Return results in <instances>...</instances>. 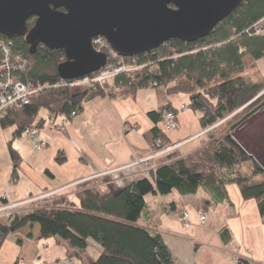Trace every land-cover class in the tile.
<instances>
[{"label": "trees", "instance_id": "1", "mask_svg": "<svg viewBox=\"0 0 264 264\" xmlns=\"http://www.w3.org/2000/svg\"><path fill=\"white\" fill-rule=\"evenodd\" d=\"M262 18L264 0H242L206 35L193 41L169 38L150 51L125 57L126 62L136 66L130 73H118L107 84L90 85L82 91L61 79L56 71V65L64 60L62 49L38 43L31 53L23 37L10 38L13 49L22 52L28 62L19 78L42 86L27 103L11 107L0 116L2 128L14 126L13 135L28 127L37 130L39 123L35 120L41 109L48 115H68L71 111L78 114L86 99L134 94L136 89L148 86L188 94V107L204 128L216 123L215 128L225 121L228 125L209 133L208 141L191 153L183 155L172 148L158 154L149 177L142 176L116 191L89 185L78 189L72 198L57 195L48 204L12 213L5 222L0 221V245L9 233L36 222L41 237L56 236L78 250H84L88 240L93 239L101 250L92 264H175L161 233L137 223L145 208L144 195H165L173 190L185 195L203 187L216 203L227 198L226 183H235L243 198L255 199L264 222V167L232 133L264 105V91L259 93L264 88V78L249 80L242 74L245 54L253 59L264 56V33H254V24ZM34 20L35 16L29 17L27 26H32ZM0 37L8 38L2 34ZM242 106V115L230 119ZM148 115L156 122L162 111L151 110ZM145 135L150 152L171 145L158 126ZM7 148L15 169L19 154L10 141ZM55 160H65L62 151L56 153ZM244 164L247 172L241 170ZM219 235L224 242L231 238L225 227L220 228Z\"/></svg>", "mask_w": 264, "mask_h": 264}, {"label": "crops", "instance_id": "2", "mask_svg": "<svg viewBox=\"0 0 264 264\" xmlns=\"http://www.w3.org/2000/svg\"><path fill=\"white\" fill-rule=\"evenodd\" d=\"M259 23L264 24V18ZM263 59L264 56L253 59L245 54L242 60L246 68L242 74L249 80L262 81ZM84 89L78 88V91ZM188 102L186 93H168L166 88L154 86L140 87L134 94L123 96H94L84 100L82 110L61 128L47 127L48 113L43 110L35 120L39 123L38 137L47 144L40 149L34 148L29 138L21 141L22 133L13 135L14 126H10L11 133L5 134V139L19 154V161L14 169L13 162L5 158V165L11 167V175L17 176L19 185L10 187L11 175L7 177L6 172L0 176V204L5 191L7 201L12 202L58 190L41 200L48 204L57 195H73V183H77L78 189L98 184L105 191H116L141 178L142 167L149 168L154 160L134 164V157L150 153L145 132L153 126L161 128L160 120L155 122L148 112L159 108L163 112L165 106L177 110V128L163 130L173 148L183 155L195 151L208 141L213 128L200 125ZM232 133L264 167V105ZM58 151L65 155L61 163L55 160ZM224 189L227 198L216 203L203 187L185 195L175 190L165 195L147 193L145 208L137 223L161 233L175 264H238L237 259L244 264H264L261 261L264 222L255 199L243 198L235 183H226ZM204 200L209 203L205 204ZM182 210L188 211L190 226H184L177 219ZM200 210L207 215L204 224L198 223ZM222 227L230 232L227 242L219 235ZM52 238L63 245L66 256L75 257L78 264H92L101 250L93 239L88 240L84 250H78L69 247L65 240ZM41 240L44 247L37 260L46 263V258L50 257L45 252L49 240L40 236L39 225L34 222L6 236L0 245V264H21V259L24 262L29 257L30 246L38 250Z\"/></svg>", "mask_w": 264, "mask_h": 264}, {"label": "water", "instance_id": "3", "mask_svg": "<svg viewBox=\"0 0 264 264\" xmlns=\"http://www.w3.org/2000/svg\"><path fill=\"white\" fill-rule=\"evenodd\" d=\"M242 0H0V34L62 49L56 65L70 81L102 67L107 56L91 39L104 36L123 57L150 51L169 38L193 41L209 33ZM35 16L32 26L26 21Z\"/></svg>", "mask_w": 264, "mask_h": 264}, {"label": "built area", "instance_id": "4", "mask_svg": "<svg viewBox=\"0 0 264 264\" xmlns=\"http://www.w3.org/2000/svg\"><path fill=\"white\" fill-rule=\"evenodd\" d=\"M254 33H264V24H260L259 22L254 24ZM92 45L95 50L104 52L108 58H111L115 53L111 48L108 40L102 35H96L91 39ZM113 61L109 62L110 65H106L100 67L96 71H93L90 74L85 75L82 78L75 79L70 81L71 85H76L74 81L79 79L88 82L89 84H103L107 78H112L114 75L118 73H130L134 68L135 64L133 62L128 63L121 58H111ZM27 60L24 54L18 50H14L12 47V41L10 38H1L0 37V116L9 108L18 106L20 104L27 103L32 94L39 91L41 89V84L35 83L30 80H21L19 75L26 71ZM155 85V83H154ZM75 112L71 111L70 114H50L48 115V125L52 128L64 126L67 124L72 117L75 116ZM57 115H62V119L59 122L54 121V118ZM160 124L162 130H172L177 128L178 120H177V110L175 109H164L162 112V117L160 119ZM216 124V123H215ZM215 124L210 125L209 127H213ZM60 125V126H59ZM23 134L27 135L36 149L43 148L46 144L42 139L37 138L38 131L33 127L26 128ZM173 146L168 145L162 149L157 151H152L146 156L134 157V164H143L147 161L154 160V158L165 151L172 149ZM155 164L154 162L149 166V168L142 167L143 176L149 177L150 170H154ZM14 180V179H13ZM75 184V183H73ZM66 187V186H65ZM65 187L61 188L64 189ZM58 190L51 192H42L40 194L28 196L22 200L18 201H7L4 196L3 201L0 204V215L6 214L7 217L10 216L13 212L11 210L16 205H31L36 202L41 201L43 198L48 195L57 192ZM60 191V190H59ZM198 215V223L204 224L207 220V215L204 211L200 210L197 213ZM177 219L184 225L190 226L191 221L189 219V213L187 210H182L179 215H177ZM65 262H68V259H64ZM264 263V250L262 255V260ZM238 264H244L237 259Z\"/></svg>", "mask_w": 264, "mask_h": 264}, {"label": "rangeland", "instance_id": "5", "mask_svg": "<svg viewBox=\"0 0 264 264\" xmlns=\"http://www.w3.org/2000/svg\"><path fill=\"white\" fill-rule=\"evenodd\" d=\"M113 52L115 53V55H113L112 57H113V59L114 58H121V59H123V58H125V57H123V56H118V54L113 50ZM111 57V58H112ZM123 57V58H122ZM111 58H108L107 59V61H106V63L103 65V66H106V65H110L109 64V62H111V61H113ZM124 61H125V59H123ZM264 60V59H263ZM264 62V61H263ZM102 66V67H103ZM136 67V66H135ZM48 70H52V68H47ZM85 76V75H84ZM84 76H81V77H79V78H82V77H84ZM75 79H78V78H75ZM74 80V79H73ZM70 81H72V80H70ZM111 81V78L109 77V78H107L106 80H105V82L103 83V84H101V86H103V85H105V84H107L108 82H110ZM75 83H76V85H73V86H77L78 88H88V87H90V85L92 86V85H96V84H98V83H94V84H89L88 82H86V81H84V80H81V79H79V80H77V81H74ZM98 85H100V84H98ZM78 88H77V90H78ZM264 89V88H263ZM236 112V113H235ZM234 112V114L235 115H233L230 119H232V118H235V117H238V116H241L242 115V113L244 112V108H243V106L241 107V108H238L236 111ZM42 113H44V111H43V109H41V110H39V112H38V115H41ZM233 114V113H232ZM77 115V114H76ZM62 115H57L55 118H54V121H55V123L56 122H59L61 119H62ZM73 118V117H72ZM228 121H225V122H223V123H221L220 125H218V126H216L215 128H213L212 129V133L213 132H215L217 129H219V130H223L225 127L224 126H227L228 125V123H227ZM227 123V124H226ZM243 123V122H242ZM241 123V124H242ZM46 126L47 127H49V125H48V119L46 120ZM240 124V125H241ZM66 125V124H65ZM64 125V126H65ZM216 125V124H215ZM214 125V126H215ZM60 126V125H59ZM213 126V127H214ZM61 127H63V126H60V127H55V128H61ZM224 127V128H223ZM9 133H11V131H10V126H7V127H5V128H2L1 126H0V176H2L5 172H6V174H7V177L8 176H10L11 175V167H8V166H6L5 164V158H6V161L8 162V161H10L11 160V158H10V154H9V152H7V150H8V148H6V146H7V139H5V134H7V135H10ZM244 134V136H245V134H246V132L245 133H243ZM242 135V134H241ZM243 136V135H242ZM25 138H29L27 135H25V134H23L22 133V135H21V141H24V139ZM37 138H39L38 137V134H37ZM29 140V142L31 143V145H33L32 144V142H31V139L29 138L28 139ZM44 141V140H43ZM46 145L47 144H45L44 146H43V148L44 147H46ZM11 146H12V144H11ZM261 152V151H260ZM256 158V157H255ZM12 161V160H11ZM259 162V161H258ZM260 163V162H259ZM261 164V163H260ZM6 168V169H5ZM241 170H243V172H247L248 171V169H247V165L246 164H244L242 167H241ZM1 178V177H0ZM14 179V180H13ZM17 176L16 175H11L10 176V178H9V182H10V187H17L18 185H19V183H18V181H17ZM9 184V183H8ZM18 184V185H17ZM75 184H77V183H75ZM75 184H73V185H71V186H74L75 187ZM70 186V187H71ZM74 187H71V189L74 191V193L78 190V188H74ZM6 197V199H7V192L5 191L3 194H2V196H1V203H2V197ZM40 203H38V204H42V203H44L43 201L41 202V201H39ZM35 204H37V203H35ZM32 205V204H31ZM31 205H16L12 210H11V212H13V213H15V212H17V211H22V210H25L26 208H28V207H30ZM180 214V213H179ZM179 214H177V215H179ZM6 219H7V215L6 214H1L0 215V221H2V222H5L6 221ZM47 238V237H46ZM46 240V239H45ZM48 245L49 246H46V248H45V252H47V256L49 255L50 257L49 258H46V263H44V261H41V260H37L39 257H40V252L39 251H41V248H43L44 246L42 245V243H43V241L41 240L40 241V243H39V245L37 246V248H38V250L37 249H35L34 248V245H32V246H30V248H29V257L28 258H25L24 259V262H22V259H21V264H54V263H58V264H78V263H76L75 261H76V258L74 257H67L66 256V254H65V252H64V248H63V245H61L60 243H58L57 241H55L53 238H52V236H50V237H48ZM88 250L91 252V253H93L92 252V248L91 247H88ZM52 258V259H51ZM65 258H67L68 259V262H65L64 261V259Z\"/></svg>", "mask_w": 264, "mask_h": 264}, {"label": "bare ground", "instance_id": "6", "mask_svg": "<svg viewBox=\"0 0 264 264\" xmlns=\"http://www.w3.org/2000/svg\"><path fill=\"white\" fill-rule=\"evenodd\" d=\"M119 56V55H118ZM123 58V57H122ZM124 59V58H123ZM126 61V60H125ZM75 80V79H74ZM66 81V80H65ZM72 81H73V79H72ZM241 108V107H240ZM213 128V127H212Z\"/></svg>", "mask_w": 264, "mask_h": 264}]
</instances>
